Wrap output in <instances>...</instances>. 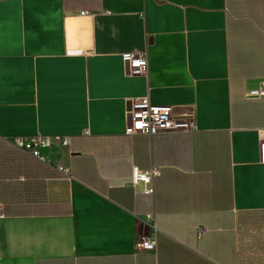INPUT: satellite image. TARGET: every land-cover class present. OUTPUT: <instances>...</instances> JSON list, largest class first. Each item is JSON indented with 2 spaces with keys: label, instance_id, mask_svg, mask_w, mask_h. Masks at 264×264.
<instances>
[{
  "label": "crops",
  "instance_id": "obj_1",
  "mask_svg": "<svg viewBox=\"0 0 264 264\" xmlns=\"http://www.w3.org/2000/svg\"><path fill=\"white\" fill-rule=\"evenodd\" d=\"M263 78V0H0V264H264ZM136 98L195 131L126 136Z\"/></svg>",
  "mask_w": 264,
  "mask_h": 264
},
{
  "label": "built area",
  "instance_id": "obj_2",
  "mask_svg": "<svg viewBox=\"0 0 264 264\" xmlns=\"http://www.w3.org/2000/svg\"><path fill=\"white\" fill-rule=\"evenodd\" d=\"M87 14V12H81V15ZM121 59L129 76H144L148 72V59L145 54H123ZM245 96L248 99L264 98V78L256 88L247 90ZM126 118L127 125L124 134L128 137L136 135L151 137L163 130L179 131L184 134H190L195 131L194 123L186 117H179L175 108L154 105L148 98L131 100L126 108ZM6 141L15 150L42 163L46 162V158L42 155L43 151L54 147H67L70 143L69 138L61 136L16 137ZM259 157L260 163L264 164V130L259 141ZM159 175V169L155 167L145 171L133 168L130 186L143 185V193L152 195L154 192L153 181ZM207 232L206 228H198V238H201ZM155 245V239L149 238L143 239L137 246L141 250L151 252L155 249Z\"/></svg>",
  "mask_w": 264,
  "mask_h": 264
}]
</instances>
